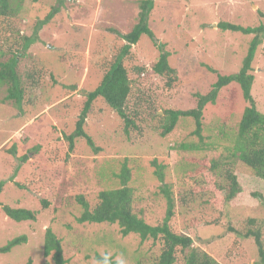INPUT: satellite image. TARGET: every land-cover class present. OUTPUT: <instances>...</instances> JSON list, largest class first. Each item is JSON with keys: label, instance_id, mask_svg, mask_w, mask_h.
<instances>
[{"label": "rangeland", "instance_id": "obj_1", "mask_svg": "<svg viewBox=\"0 0 264 264\" xmlns=\"http://www.w3.org/2000/svg\"><path fill=\"white\" fill-rule=\"evenodd\" d=\"M5 1L16 13L0 17V53H4L0 57L18 54L17 73L25 91L22 104L16 106L5 99L7 88L0 85V247L20 236L26 242L0 254V264H54L51 256H43L46 229L61 241L66 264H103L95 256L115 264L156 263L162 241L142 242L134 234L122 237L117 224L77 222L84 211L78 199L92 210L101 192L122 186L118 177L122 165L129 171L126 186L132 190V212L146 224L163 221L166 188L175 202L169 223L173 232L192 238L195 249L220 264H256L253 241L232 230L258 229L264 239V181L240 162L229 165L241 193L218 213L207 203L208 197L193 193L188 177V172L197 170L195 160L229 154L217 148V138L222 136L220 129L227 134L224 146L230 147L235 138L247 106L240 89L234 83L223 87L215 103L205 107L201 141L191 134V119H180L171 133L161 137L159 117L169 109H194L195 96L209 93L218 75L239 71L254 35L221 31L218 26L258 27L264 23L259 15L264 16V0H154L148 27L157 45L143 35L123 59L130 79L125 106L132 125L125 129L116 112L101 98L95 99L83 130L97 151L82 138H74L70 149L67 137L75 129L86 94L119 54L124 43L120 34L136 24L142 0ZM53 7L58 9L46 21ZM39 22L44 25L37 39L22 51L23 37H32ZM160 45L169 53L168 64L175 72L171 87L166 76L151 68ZM251 67V95L264 114V35ZM192 146L197 148L189 149ZM156 170L162 179L154 175ZM222 175L218 173L219 181ZM254 192L262 201L252 197ZM185 195L188 201L181 206ZM3 206L33 211L35 221H12L2 212ZM193 221L208 225L196 228ZM174 264H185L181 254Z\"/></svg>", "mask_w": 264, "mask_h": 264}, {"label": "trees", "instance_id": "obj_2", "mask_svg": "<svg viewBox=\"0 0 264 264\" xmlns=\"http://www.w3.org/2000/svg\"><path fill=\"white\" fill-rule=\"evenodd\" d=\"M153 7L154 0H142L139 4L136 24L128 33L120 34V38L124 43L119 54L104 72L98 85L86 94V100L81 114L76 121L75 129L73 133L67 137L70 149H72L74 138H82L90 148L95 151L98 150V148H95L92 139L83 130L91 103L97 98H101L116 112L123 120L125 129L132 125L125 106L127 96L130 92V79L128 78L127 69L123 64V59L129 53L131 47L137 44L143 35L147 36L154 45H157L152 31L148 27L149 15ZM56 8L57 7L52 8V12L46 17V21L51 18L53 12L55 13L57 11L58 8ZM15 13L16 9L11 10L9 4L5 0H0V17L14 15ZM259 15L261 18H264L262 14L259 13ZM43 25L44 23L39 22L35 27L32 37H23L24 42L22 51L26 50L27 47L37 39V32ZM218 28L221 31L254 35L239 71L224 76L218 75L209 93L204 96H195L196 107L194 109L185 111H174L169 109L164 112L162 111L163 116L159 117V125L161 129L160 136L165 137L174 130L180 119H191L194 125V130L191 134L201 141L205 107L208 104L213 105L215 103L218 92L223 87L233 83L238 86L241 91L242 99L247 106L243 109L242 116L238 121L235 138H231L233 142L230 144V147H227L228 145L224 146V143H222V141H224L223 139L227 136V134L225 135L223 133L224 131L222 129H220L219 132L220 136L222 135L221 138H223H217L219 141L217 143V148H223L229 154L220 159L195 160L197 163V170L195 169L193 172H188L189 180L192 181L194 187L193 193H201L203 196L208 197L207 203L218 213H221L228 207L237 194L241 193L236 177L231 173L232 171L229 169V165L235 163V161L237 163L240 162L253 173L252 175L264 181V114L257 110L255 101L251 95V88L254 82V77L251 74V63L256 47L261 42V36L264 35V23L255 28H242L228 23H221ZM158 48L160 50V55L157 62H155L151 68L153 73L159 76H166L168 81L167 87H171L176 78L172 76L175 72L168 64L169 53L164 51V45H160ZM0 54L4 55L2 52ZM17 66V53H12L5 60L0 57V85L6 86L7 88L5 99L13 102L16 106H20L24 97L25 85L23 79H21L17 73ZM207 69L214 73L213 70ZM32 77L33 76H28V79L32 80ZM229 136L230 134H228V137ZM196 148L192 146V148L189 149ZM25 159L26 157H23L21 162H25ZM122 166L118 176L121 179L120 182L122 186L115 190L101 192L98 196L99 203L94 206L92 210L89 209L88 204L82 198L78 199L84 211L77 219V222L83 224H117L119 233L122 237L134 234L137 235L142 242L147 240H152L154 242L157 240L162 241V252L158 261L154 264H174L177 254L183 256L185 264H220L207 253L195 249L193 247L194 241L192 238L182 234H176L171 230L169 223L174 216L175 202L172 193H170L168 189L163 188L167 209L165 217L160 225L150 226L142 219L138 218L137 215L132 212V190L126 186L129 179V171L125 165ZM221 172L223 175L220 177H223V180L219 181V176L217 175L218 173L222 174ZM154 175L162 179L161 173L157 170L154 172ZM197 177L201 179L198 180ZM1 189L2 184L0 183V193ZM252 197L260 201L263 199L261 194L256 192L252 194ZM187 201L188 198H186L185 195V198L181 201V206H185ZM43 204L45 205V202H43ZM1 209L7 218L15 222L35 221L36 218V213L27 209H14L9 206H3ZM249 223L253 224L254 220H249ZM193 225L197 228L208 224L200 221H193ZM232 231L244 240L251 239L253 241L257 250L256 264H264V239H262L261 232L258 229H247L245 232ZM25 242V236L14 238L7 242L6 245L0 247V254H6L10 252L13 247ZM43 256L46 258L51 256L54 264H66L67 262L63 258L61 241L56 238L50 229H46L45 231ZM95 257L97 261L103 264H115L109 258L100 256Z\"/></svg>", "mask_w": 264, "mask_h": 264}]
</instances>
